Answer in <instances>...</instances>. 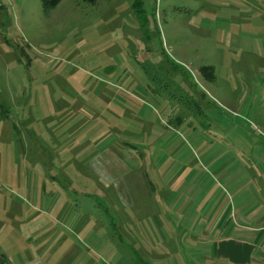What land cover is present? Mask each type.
<instances>
[{"label":"rangeland","instance_id":"1","mask_svg":"<svg viewBox=\"0 0 264 264\" xmlns=\"http://www.w3.org/2000/svg\"><path fill=\"white\" fill-rule=\"evenodd\" d=\"M133 2L0 0V264H135L186 180L263 209L264 0Z\"/></svg>","mask_w":264,"mask_h":264},{"label":"crops","instance_id":"2","mask_svg":"<svg viewBox=\"0 0 264 264\" xmlns=\"http://www.w3.org/2000/svg\"><path fill=\"white\" fill-rule=\"evenodd\" d=\"M253 177L264 185L261 171ZM183 185L173 188L165 208H157V218L170 225L169 231L159 240L151 234L156 249L144 250L135 264H264V207L256 211L245 199H233L209 209L211 203L202 204L201 195ZM126 236L120 240L127 242Z\"/></svg>","mask_w":264,"mask_h":264},{"label":"trees","instance_id":"3","mask_svg":"<svg viewBox=\"0 0 264 264\" xmlns=\"http://www.w3.org/2000/svg\"><path fill=\"white\" fill-rule=\"evenodd\" d=\"M60 1L61 0H40L42 8L45 13H48L50 10H52ZM82 1L87 3L96 2V0H82ZM141 3L142 0H134L133 2V6L135 7L137 12L138 11L140 12L142 10ZM198 71L207 80H214L215 78L213 66L211 65H200Z\"/></svg>","mask_w":264,"mask_h":264}]
</instances>
